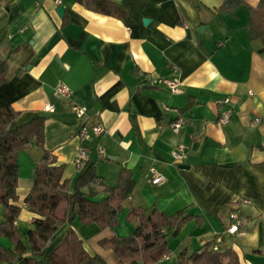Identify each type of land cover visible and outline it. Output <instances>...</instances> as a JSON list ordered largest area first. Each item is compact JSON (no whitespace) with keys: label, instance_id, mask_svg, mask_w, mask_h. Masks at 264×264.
I'll return each instance as SVG.
<instances>
[{"label":"crops","instance_id":"0c3cea01","mask_svg":"<svg viewBox=\"0 0 264 264\" xmlns=\"http://www.w3.org/2000/svg\"><path fill=\"white\" fill-rule=\"evenodd\" d=\"M118 1L127 11L124 19L77 0H0V58L10 59L0 105L21 113L15 125L47 118L43 145L72 181L83 169L74 162L78 131L85 124H103L107 132L87 143L107 152L101 160L90 152L98 176L114 186L120 170L128 168L135 181L119 227L76 219L60 226L47 255L72 227L90 253L118 264L99 240L132 234L138 221H127L126 214L130 206H144L170 214L185 209L202 219L187 222L170 238V253L156 264H175L182 249L194 251L208 241L214 248L233 249L240 264H264V54L248 28L251 7L260 0L225 8V0ZM159 77L178 79L179 91L150 83ZM61 82L70 88L68 98L54 94ZM227 97L232 114L222 124ZM73 104L87 107L88 115L76 117ZM49 105L53 112L45 109ZM178 119L184 124L176 132L171 125ZM180 146L184 158L174 159L172 151ZM42 155L35 143L19 155L23 209L17 223L27 245L36 214L23 200ZM151 167L163 174L161 184L152 183ZM97 187L95 199L101 200L106 193ZM234 212L242 225L230 234ZM0 243L13 247L6 237Z\"/></svg>","mask_w":264,"mask_h":264},{"label":"trees","instance_id":"16d2710c","mask_svg":"<svg viewBox=\"0 0 264 264\" xmlns=\"http://www.w3.org/2000/svg\"><path fill=\"white\" fill-rule=\"evenodd\" d=\"M77 1L100 14L119 19L127 16L118 0ZM240 2L225 0L223 8ZM248 28L250 39L261 41L259 52L264 54V0L257 7H251ZM9 68V57L0 58V85L8 81ZM20 115L19 111L0 105V210H4L0 238L6 237L13 244L5 247L0 243V262L108 264L102 256L88 251L72 227L49 255L47 247L60 226H71L76 219L88 225L96 223L101 228L119 227L125 203L135 186L132 170L121 169L117 184L109 186L98 176L95 162L89 160L75 181L65 178V165L59 164L56 156L43 145L47 118L38 116L15 125ZM33 143L43 150V155L34 167L32 186L23 200L24 207L36 214L33 227L27 233V245L17 223L23 209L18 194L19 155ZM98 183L106 193L101 200L95 199L100 191ZM62 205H65L63 211ZM194 219L202 222L200 216L185 209L170 214L156 207L130 206L126 220L138 221L135 231L126 236L103 238L99 245L113 250L118 264H156L170 253V238L177 237L184 225ZM175 264H240V261L233 249H214L213 242L208 241L194 251L182 249Z\"/></svg>","mask_w":264,"mask_h":264},{"label":"built area","instance_id":"2783aa9c","mask_svg":"<svg viewBox=\"0 0 264 264\" xmlns=\"http://www.w3.org/2000/svg\"><path fill=\"white\" fill-rule=\"evenodd\" d=\"M59 2V0H57ZM151 84L164 86L169 88L173 93H176L179 91L180 88V82L178 79L173 77H159L157 79H154L150 81ZM71 91L67 84L64 82H61L57 86H55L54 94L56 97H67L70 95ZM222 103L225 105H228L227 108L224 110L222 115L220 116L219 120L222 124H228L230 121V117L232 114V107H231V100L229 97L222 100ZM72 111L78 118H84L88 115V108L84 106H79L77 104L72 105ZM45 109L47 111L53 112L55 110L53 105L46 106ZM256 121H260L259 118L256 119ZM183 120L178 119L172 123V128L174 131L179 132L180 129L183 127ZM107 132V129L104 127L101 123H96L93 125L85 124L83 125L80 130L78 131L76 137L80 141V147L78 149V152L75 157V164L78 168H83L86 163L90 160V152L94 149L97 160L106 159L107 158V152L106 150L98 145L95 144L93 147H89L87 145L88 142H91L93 140H96L101 135ZM94 142H92L93 145ZM184 146H180L179 148H176L172 151V156L174 159H183L184 153H185ZM150 174L152 176V183L153 184H161L164 181V176L161 172H159L156 168L151 167ZM230 218L233 220V223L227 228V232L230 234H234L237 231H239V228L242 225V220L240 219L239 215L234 212L230 214ZM214 249H218L215 247Z\"/></svg>","mask_w":264,"mask_h":264},{"label":"water","instance_id":"95a60500","mask_svg":"<svg viewBox=\"0 0 264 264\" xmlns=\"http://www.w3.org/2000/svg\"><path fill=\"white\" fill-rule=\"evenodd\" d=\"M58 12H59V14L61 15V16H63V14H64V7L63 6H60L59 8H58ZM145 22H148V20H145ZM202 28H200V30H201ZM200 30H199V32H200ZM108 158H112L111 156L110 157H108ZM15 264H18V263H15Z\"/></svg>","mask_w":264,"mask_h":264},{"label":"rangeland","instance_id":"374dc122","mask_svg":"<svg viewBox=\"0 0 264 264\" xmlns=\"http://www.w3.org/2000/svg\"><path fill=\"white\" fill-rule=\"evenodd\" d=\"M21 193H22V192L20 191L19 194L21 195ZM62 208H63V205H62V207H61V211H62ZM173 238H176V237H173Z\"/></svg>","mask_w":264,"mask_h":264}]
</instances>
